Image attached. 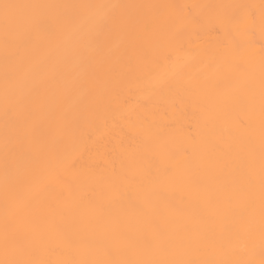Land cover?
<instances>
[{"label":"bare ground","instance_id":"1","mask_svg":"<svg viewBox=\"0 0 264 264\" xmlns=\"http://www.w3.org/2000/svg\"><path fill=\"white\" fill-rule=\"evenodd\" d=\"M0 264H264V0H0Z\"/></svg>","mask_w":264,"mask_h":264},{"label":"snow or ice","instance_id":"2","mask_svg":"<svg viewBox=\"0 0 264 264\" xmlns=\"http://www.w3.org/2000/svg\"><path fill=\"white\" fill-rule=\"evenodd\" d=\"M5 7H7V6H5Z\"/></svg>","mask_w":264,"mask_h":264}]
</instances>
